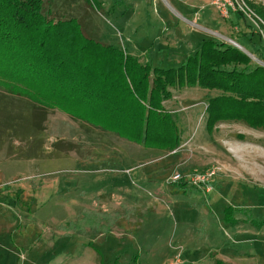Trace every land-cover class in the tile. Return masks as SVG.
Here are the masks:
<instances>
[{
    "label": "rangeland",
    "instance_id": "obj_1",
    "mask_svg": "<svg viewBox=\"0 0 264 264\" xmlns=\"http://www.w3.org/2000/svg\"><path fill=\"white\" fill-rule=\"evenodd\" d=\"M47 1L86 38L151 70L178 69L213 40L236 44L250 69L264 67L257 13L255 25L221 18L211 0ZM245 2L264 9V0ZM11 88L0 81V101L11 100L0 107V163L37 169L0 181L14 183L0 196V264H264V128L229 119L208 129L209 103L227 94L198 84L168 90L161 115H171L179 141L170 150L130 142L57 105L40 133ZM175 171L215 177L210 187L168 183Z\"/></svg>",
    "mask_w": 264,
    "mask_h": 264
},
{
    "label": "trees",
    "instance_id": "obj_2",
    "mask_svg": "<svg viewBox=\"0 0 264 264\" xmlns=\"http://www.w3.org/2000/svg\"><path fill=\"white\" fill-rule=\"evenodd\" d=\"M48 3L0 0V81L12 86L8 95L23 96L16 109L39 120L38 132L50 105H57L130 142L173 150L179 147L176 124L168 113L161 115L162 103L171 88L196 84L227 94L217 106L209 103L208 129L229 119L264 128V122L256 123L264 119V67L250 69V58L236 48L203 41L178 69L151 70L123 50L86 38L75 19L55 17ZM248 4L264 20V9ZM225 65L232 69L216 70ZM9 105L11 100L0 101V107ZM223 110L224 117L219 116ZM10 133L17 135L14 129Z\"/></svg>",
    "mask_w": 264,
    "mask_h": 264
},
{
    "label": "built area",
    "instance_id": "obj_3",
    "mask_svg": "<svg viewBox=\"0 0 264 264\" xmlns=\"http://www.w3.org/2000/svg\"><path fill=\"white\" fill-rule=\"evenodd\" d=\"M211 6L216 10L218 15L225 19L229 20L231 15H240L245 19H249L253 22V24H257L258 18L254 14V12L248 7L245 0H211ZM234 47L237 45L232 43ZM238 47V46H237ZM214 172H205L203 174H191L187 179H184L183 176L177 171L173 172V174L168 178V183L176 184L181 180H187V182L193 186L200 188L201 185L209 186V182L214 179ZM14 183H5L0 184V192L3 189H6L13 185ZM210 187V186H209ZM178 262L176 261L175 264Z\"/></svg>",
    "mask_w": 264,
    "mask_h": 264
},
{
    "label": "crops",
    "instance_id": "obj_4",
    "mask_svg": "<svg viewBox=\"0 0 264 264\" xmlns=\"http://www.w3.org/2000/svg\"><path fill=\"white\" fill-rule=\"evenodd\" d=\"M194 1V0H192ZM196 2H198L199 0H195ZM211 5V1L209 3ZM179 5H181V1L179 2ZM192 6V5H190ZM193 21L195 22V19H193ZM27 114V113H26ZM36 168L35 166L32 167H25L23 163H21V161H8V162H1L0 163V181H5L8 180V178L12 177L14 174L18 173V172H27L30 173L32 171H34ZM37 169V168H36ZM39 171V169L37 170ZM54 171H52L51 173H53ZM5 182H0V184H4ZM11 195V193L3 191L0 192V196L3 197L4 195Z\"/></svg>",
    "mask_w": 264,
    "mask_h": 264
},
{
    "label": "water",
    "instance_id": "obj_5",
    "mask_svg": "<svg viewBox=\"0 0 264 264\" xmlns=\"http://www.w3.org/2000/svg\"><path fill=\"white\" fill-rule=\"evenodd\" d=\"M236 48L238 49L239 47L236 46ZM239 50V49H238Z\"/></svg>",
    "mask_w": 264,
    "mask_h": 264
},
{
    "label": "bare ground",
    "instance_id": "obj_6",
    "mask_svg": "<svg viewBox=\"0 0 264 264\" xmlns=\"http://www.w3.org/2000/svg\"><path fill=\"white\" fill-rule=\"evenodd\" d=\"M242 50V49H241Z\"/></svg>",
    "mask_w": 264,
    "mask_h": 264
}]
</instances>
